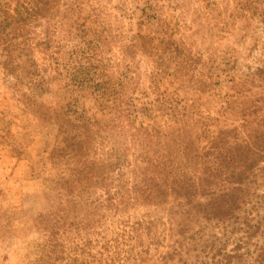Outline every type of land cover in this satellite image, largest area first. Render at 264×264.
Returning a JSON list of instances; mask_svg holds the SVG:
<instances>
[{
  "label": "rangeland",
  "instance_id": "374dc122",
  "mask_svg": "<svg viewBox=\"0 0 264 264\" xmlns=\"http://www.w3.org/2000/svg\"><path fill=\"white\" fill-rule=\"evenodd\" d=\"M45 1L0 29V264H264V0Z\"/></svg>",
  "mask_w": 264,
  "mask_h": 264
},
{
  "label": "trees",
  "instance_id": "16d2710c",
  "mask_svg": "<svg viewBox=\"0 0 264 264\" xmlns=\"http://www.w3.org/2000/svg\"><path fill=\"white\" fill-rule=\"evenodd\" d=\"M29 1H31V8H29V9L27 8L25 13H22L19 10V8L14 9L13 14H8L5 10L0 9V14H2V16H1L2 18L0 20V29H5L7 27H13L15 25H17L19 28H23V29L27 28L28 29L33 22H36L39 19H43L44 17L50 19L49 16H45L48 13V11L51 9L48 6V3L45 0H41V1L39 0L40 4L37 2V0H29ZM64 6H66L67 8L71 9V4L69 2H64ZM35 26L38 27L39 23L35 24ZM79 33H81V32H79ZM70 36L72 38H75V39L79 40V43H77V45L75 47V52L76 51H80L81 55H84L91 48L92 43L88 42V40H86L84 34H79V35L70 34ZM7 54H8V51H7ZM84 70L87 72V75H91V74H92L91 76H93V74L95 75L94 72L91 73L90 68L85 67ZM109 78L110 77L106 78L105 81H101V82H98L97 84H94L93 88L95 90H100V89L104 90L103 84H104V82H107L108 84H110V82L107 81ZM184 119L186 121H188V123H190L189 122L190 118H184ZM193 123L198 125V123H202V122L200 120L199 121L198 120H194ZM204 129H205V127H204ZM225 136L226 135L220 136V133L210 136V138L207 141L206 148L202 146V148H201L202 150L201 151L204 152V150H207V155L208 154L213 155V156L214 155H219L220 152L223 151V148L226 146ZM198 145H200V144H198ZM198 147H199L198 149H200V146H198ZM207 155H205L204 158H207L206 157ZM214 158L218 159L216 157H214ZM243 158H244V156H242V159ZM228 159L230 160V159H233V158H228ZM146 163L147 164L150 163V165H149L150 167L145 169L146 171L144 172V174H145V176L150 177L149 181L153 182V184L156 185L155 181L157 179L159 180L161 178L160 177V175H161L160 172L165 169V166H164V164L162 162L159 161V159H157V160H152V159L151 160H147ZM239 163H242V165L246 163L245 164L246 166H242L241 172H237V169L236 170L233 169L232 172L229 173V176H232L233 178H235V181H236L237 185H244V184H242V183H244V179L245 178L248 179L249 175L254 173V169H255L257 163L255 162V160L247 162V160L243 161L241 159H239ZM205 165H207V166L204 168L203 171L206 174V179L202 181L201 185H204V184L206 185L209 180H212V178L215 177V175L212 174V173L218 171V168H217L218 165H214V164L211 165V166L209 164H205ZM238 165H240V164H238ZM210 182H212V181H210ZM149 185H151V184L149 183ZM179 185H183V186L189 187L188 183L183 181L182 179H180V177H179ZM192 187H195V186H192ZM224 187H226V186H224ZM150 188H151V186H150ZM220 191H221V195L223 196L224 200L230 199L232 201H235L234 200V195H233L234 193L232 192V190H229L226 187L224 190L222 189ZM147 197H148V195H147ZM227 201H223L222 205L227 203ZM222 205L219 207L218 212H217V214H219L221 218L225 217L226 215H228V213L227 214H225V213L227 211H230L229 209L222 208Z\"/></svg>",
  "mask_w": 264,
  "mask_h": 264
}]
</instances>
